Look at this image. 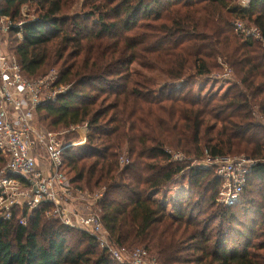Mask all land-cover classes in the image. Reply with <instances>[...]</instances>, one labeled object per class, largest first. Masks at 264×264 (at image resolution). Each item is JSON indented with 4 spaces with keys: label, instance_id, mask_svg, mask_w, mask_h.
<instances>
[{
    "label": "trees",
    "instance_id": "obj_1",
    "mask_svg": "<svg viewBox=\"0 0 264 264\" xmlns=\"http://www.w3.org/2000/svg\"><path fill=\"white\" fill-rule=\"evenodd\" d=\"M26 3L38 14L11 30L22 33L11 49L25 77L56 69L67 87L39 111L53 129L88 127L64 169L76 189L102 192L111 239L159 264H264V49L234 28L264 36V0H3L0 15ZM228 69L224 92H204ZM228 155L257 162L231 206L203 164ZM50 209L0 212V264H120L89 233L44 220Z\"/></svg>",
    "mask_w": 264,
    "mask_h": 264
},
{
    "label": "built area",
    "instance_id": "obj_2",
    "mask_svg": "<svg viewBox=\"0 0 264 264\" xmlns=\"http://www.w3.org/2000/svg\"><path fill=\"white\" fill-rule=\"evenodd\" d=\"M246 5L248 0H237ZM3 0H0V4ZM26 17L34 18L27 12ZM23 21L13 22L0 15V151L7 156L6 166L0 172V212L7 219L17 208L36 209L50 204L46 212L71 227L94 236L101 249L106 250L120 264H159L156 257L142 246L125 247L110 237L102 221L98 201L102 192L76 189L64 169V153L70 146L84 145L88 127L79 139L65 141L61 132L48 131L38 123L39 107L55 100L66 86L55 87L58 70L53 69L40 77L29 79L23 75L20 57L3 48L8 34ZM236 32L243 39L259 41L264 49L261 30L243 21L234 22ZM22 37V33H18ZM230 69L223 75L231 78ZM81 126H73L79 131ZM71 130V131H72ZM179 153L173 159H182ZM221 178L219 201L231 206L238 203L244 193L248 177L256 161L245 156L207 158ZM26 218L20 223L26 224Z\"/></svg>",
    "mask_w": 264,
    "mask_h": 264
},
{
    "label": "rangeland",
    "instance_id": "obj_3",
    "mask_svg": "<svg viewBox=\"0 0 264 264\" xmlns=\"http://www.w3.org/2000/svg\"><path fill=\"white\" fill-rule=\"evenodd\" d=\"M3 7H4V5H3ZM17 11H18V9H16V8H13V10L11 11L13 14H16L15 15L16 17L14 16L13 17L14 19L12 18V20H13V22H17V23H19L21 21H25V20H27L29 18V17H26L27 12L29 14H32L31 16H34V17L38 14V13H36V5L32 4V3L31 4H29V3L23 4L21 6V8L19 9V13L21 12L20 15H19V13H17ZM15 38L21 39L22 37L20 35H18V34L16 35L13 31L12 32L10 31V32H8V34H5V35L3 34V39L6 41V43L3 46L5 51L13 52V50L11 49V44H12L11 39H15ZM46 73L47 72L43 73L42 75H45ZM223 75L214 74V77L212 79H210L211 84L204 85V88H206L204 90V92H207L208 90L210 91L212 89H214L217 92H224V90H226V88H228L230 81H234L235 77H234V72L233 71H232L231 78H229V80H227ZM216 79H217V81H215ZM38 118H39L38 123H39V125L41 127H44L48 131L54 130L55 132H61V134L59 135V137L61 139H67V135L70 134V138H71L70 140L74 141V140L79 139L80 134L82 132H84V130L86 131L85 125L81 126L79 131H76V130L73 131L72 129L65 130L63 128L53 129L47 123L48 121L45 120L43 113H39L38 114ZM71 130H72V132H71ZM88 131H89V129H88ZM88 131H87V134H88ZM6 164H7V160L6 159L3 161V163H0V172H1V170L4 169ZM203 164H208L209 165L210 163L208 161H205V162H203ZM210 165H212V164H210ZM249 190H250V188L247 189V191H249ZM247 191H246L245 194H247ZM255 198H256V200L259 199V194L258 195L255 194L254 195V199ZM20 209H22V208H20ZM30 211H32V210H30ZM20 214L21 213L19 212V215ZM44 220H48V221L49 220H57V218H55L52 215L45 214ZM59 221H60V219H59ZM76 232H80V230L78 229V230H76Z\"/></svg>",
    "mask_w": 264,
    "mask_h": 264
}]
</instances>
